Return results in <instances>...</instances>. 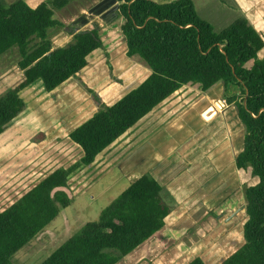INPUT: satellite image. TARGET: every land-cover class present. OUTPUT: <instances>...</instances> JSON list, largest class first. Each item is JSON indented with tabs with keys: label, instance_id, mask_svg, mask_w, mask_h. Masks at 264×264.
Segmentation results:
<instances>
[{
	"label": "rangeland",
	"instance_id": "rangeland-1",
	"mask_svg": "<svg viewBox=\"0 0 264 264\" xmlns=\"http://www.w3.org/2000/svg\"><path fill=\"white\" fill-rule=\"evenodd\" d=\"M12 1L1 0L4 5ZM107 1L102 17L98 10ZM109 1L99 5V0H69L54 9L53 16L63 26L48 30L53 47L71 41L70 29L91 27L101 45L88 55L81 71L52 91L38 79L19 92L25 107L0 134V209L55 168L76 163L82 152L69 132L150 73L138 56L125 55L121 21ZM192 1L215 31L245 15L241 0ZM91 10L104 23L102 19L98 26L99 19L88 15ZM263 55L264 47L257 58ZM18 59L16 48L0 58V94L23 77ZM230 93L224 95L220 86L217 95L207 97L196 85H183L157 104L92 163L69 176L65 190L70 205L15 253L13 263L38 264L84 223L97 220L101 210L142 174L159 180L170 213L160 230L117 264H186L194 257L220 263L244 241V192L257 181L249 169H237L233 163L244 129L234 103L226 102ZM208 106L219 112L202 118Z\"/></svg>",
	"mask_w": 264,
	"mask_h": 264
},
{
	"label": "trees",
	"instance_id": "trees-1",
	"mask_svg": "<svg viewBox=\"0 0 264 264\" xmlns=\"http://www.w3.org/2000/svg\"><path fill=\"white\" fill-rule=\"evenodd\" d=\"M69 0H43L31 7L25 0L4 5L0 0V58L13 48L19 54L23 79L0 94V134L24 109L19 92L41 80L47 92L87 65L100 47L95 28L73 33L71 41L53 47L50 28L62 27L55 8ZM116 14L127 57L138 56L150 73L115 102L91 115L69 132L82 152L79 160L57 167L7 207L0 209V264H14L15 253L28 244L71 203L69 176L95 157L157 104L183 85L207 92L221 82L224 95L231 85L243 126L237 169L250 170L257 181L245 188L243 243L218 264H264V39L245 17L220 31L199 16L192 0H116ZM249 64V65H248ZM162 185L152 175L134 179L103 208L95 221L84 223L38 264H117L160 230L170 207ZM186 264H206L194 257Z\"/></svg>",
	"mask_w": 264,
	"mask_h": 264
},
{
	"label": "crops",
	"instance_id": "crops-1",
	"mask_svg": "<svg viewBox=\"0 0 264 264\" xmlns=\"http://www.w3.org/2000/svg\"><path fill=\"white\" fill-rule=\"evenodd\" d=\"M31 0H26V2H27V4L28 5H30L31 7H35V6H37L41 1H43V0H33L32 2H30ZM106 1V0H105ZM110 1H113L114 2V6H115V10L117 9V2H116V0H110ZM109 1V2H110ZM156 1H158V2H166V1H171V0H156ZM247 0H241L240 2L242 3V4H246V6L244 7V14L245 15H243V17H245L247 20H248V22L259 32V33H261V34H264V5L262 4V1L263 0H255V1H252V2H246ZM103 2H104V0H99V5H102L103 4ZM108 1H107V3L105 2V4L103 5V7H101V8H99V10H98V12L101 14V16L102 17H104L105 15H104V13H105V10H103L104 9V7H106V6H108ZM238 4V3H237ZM106 5V6H105ZM239 5V4H238ZM230 9H233L232 7L230 8ZM88 10V9H87ZM86 11V10H85ZM92 12V10L90 11V13L88 14L89 16H91V17H93V19H95L97 16H96V14H93V13H91ZM86 13V12H85ZM98 13V14H99ZM102 17H97L99 20H97L96 21V24L98 25V26H100V24H102V21H103V23H104V19L102 18ZM96 18V19H97ZM89 19H92V18H89ZM92 19V20H93ZM103 19V20H102ZM102 20V21H101ZM98 22V23H97ZM260 23H263V24H260ZM261 27V28H260ZM120 28V27H119ZM51 41V40H50ZM51 44H52V42H51ZM124 44H125V42H124ZM52 46H53V44H52ZM125 49H126V46H125ZM93 52V51H92ZM91 52V53H92ZM126 55V54H125ZM88 61V60H87ZM23 72V71H22ZM22 75H23V73H22ZM23 79V77L20 79V81ZM220 86H223V84L221 83V82H219V83H217V84H215L214 85V88H212V89H209L207 92H203V93H206V95H207V97H211V96H215V95H217L218 94V92H219V89H220ZM224 88V87H223ZM231 91V93L229 94V95H233V94H236L237 93V88L235 87V86H233V85H231V86H229V88H227V91ZM219 100V99H218ZM224 103V102H223ZM212 110H213V113H212V115H214V113H215V115L219 112V110L217 109V110H215V109H213V108H211ZM216 111V112H215ZM203 112H201V114H202ZM211 115V116H212ZM214 115V116H215ZM144 117V116H143ZM202 118H203V115H202ZM205 118H206V116H205ZM140 120V119H139ZM138 120V121H139ZM137 121V122H138ZM136 122V123H137ZM135 123V124H136ZM238 154V153H237ZM233 163H234V161H233ZM159 181V180H158Z\"/></svg>",
	"mask_w": 264,
	"mask_h": 264
},
{
	"label": "bare ground",
	"instance_id": "bare-ground-1",
	"mask_svg": "<svg viewBox=\"0 0 264 264\" xmlns=\"http://www.w3.org/2000/svg\"><path fill=\"white\" fill-rule=\"evenodd\" d=\"M212 113H213V110L210 108V109L204 111L203 115H204V117L206 116V119H209L211 117Z\"/></svg>",
	"mask_w": 264,
	"mask_h": 264
},
{
	"label": "water",
	"instance_id": "water-1",
	"mask_svg": "<svg viewBox=\"0 0 264 264\" xmlns=\"http://www.w3.org/2000/svg\"><path fill=\"white\" fill-rule=\"evenodd\" d=\"M218 102L220 103V105H224V103H223V101L221 100V99H219L218 100ZM212 106H208L206 109H209V108H211ZM204 113V112H203ZM203 113H202V115H203ZM204 116V115H203ZM244 207H245V205H242V209H244Z\"/></svg>",
	"mask_w": 264,
	"mask_h": 264
}]
</instances>
